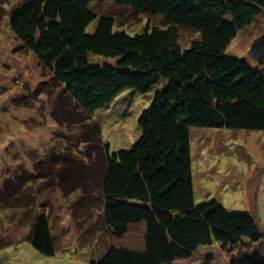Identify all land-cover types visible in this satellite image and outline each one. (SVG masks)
<instances>
[{"label":"trees","instance_id":"trees-1","mask_svg":"<svg viewBox=\"0 0 264 264\" xmlns=\"http://www.w3.org/2000/svg\"><path fill=\"white\" fill-rule=\"evenodd\" d=\"M91 1H109L159 23L147 18L130 33L114 27L113 15L100 13L88 32L98 15ZM263 11L264 0H20L7 10L8 30L59 86L56 111L79 118L65 121L78 126L75 146L96 144L89 159L101 164V214L110 240L91 264H173L213 243L228 264H264V236L252 214L229 212L217 200L194 203L190 143L192 127L264 131V57L251 66L224 53ZM184 29L193 35L185 37ZM49 83L10 99L36 100ZM123 89L154 92L137 118L139 137L128 149L110 151L99 125L79 115L105 106ZM62 166L52 169L69 179ZM3 183L0 209L7 199ZM30 224L29 240L41 254L53 255L47 214L37 213Z\"/></svg>","mask_w":264,"mask_h":264},{"label":"rangeland","instance_id":"rangeland-1","mask_svg":"<svg viewBox=\"0 0 264 264\" xmlns=\"http://www.w3.org/2000/svg\"><path fill=\"white\" fill-rule=\"evenodd\" d=\"M18 1L0 0V186L7 182L2 187L7 199L0 209V264H91L110 240L101 214V164L89 159L97 151L96 144L75 146L72 131L78 126L67 122L78 117L66 119L59 108L56 111L59 86L8 30L5 15ZM89 7L98 15L86 26L88 32L93 31L100 13L113 15L114 27L130 33L139 30L147 18L159 23L156 17L143 12L136 15L109 1H91ZM263 32L264 11L237 31L224 53L255 66L260 60L251 59L248 51L253 39ZM183 34L188 37L193 32L184 29ZM46 79L50 83L41 86L43 94L38 99L27 95L11 101L13 96L29 94ZM153 92L123 89L105 106L79 116L88 124L99 125L101 139L108 142L110 151L128 149L140 135L137 118L150 104ZM25 101L34 107H27ZM71 107H67L69 112ZM34 121L37 124H31ZM190 143L194 203L217 200L229 212H248L264 236V131L192 127ZM48 155L57 158L50 160ZM36 160L38 165L33 167ZM59 163L63 165L61 173L70 175L65 181L52 169ZM77 169L79 176L73 174ZM32 173L37 177L28 178ZM41 211L49 218L53 255L41 254L29 240L30 223ZM225 256L213 243L199 246L190 258L173 264H228Z\"/></svg>","mask_w":264,"mask_h":264},{"label":"water","instance_id":"water-1","mask_svg":"<svg viewBox=\"0 0 264 264\" xmlns=\"http://www.w3.org/2000/svg\"><path fill=\"white\" fill-rule=\"evenodd\" d=\"M248 55L254 60H261L264 57V32L253 39Z\"/></svg>","mask_w":264,"mask_h":264}]
</instances>
